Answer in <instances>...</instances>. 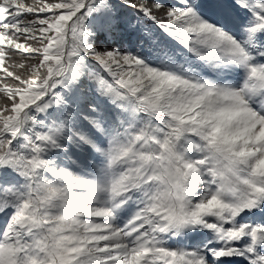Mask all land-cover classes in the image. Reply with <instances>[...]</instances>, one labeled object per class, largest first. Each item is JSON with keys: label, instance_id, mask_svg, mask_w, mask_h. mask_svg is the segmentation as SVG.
Segmentation results:
<instances>
[{"label": "snow or ice", "instance_id": "snow-or-ice-1", "mask_svg": "<svg viewBox=\"0 0 264 264\" xmlns=\"http://www.w3.org/2000/svg\"><path fill=\"white\" fill-rule=\"evenodd\" d=\"M0 213V264H264V0H0Z\"/></svg>", "mask_w": 264, "mask_h": 264}, {"label": "trees", "instance_id": "trees-1", "mask_svg": "<svg viewBox=\"0 0 264 264\" xmlns=\"http://www.w3.org/2000/svg\"><path fill=\"white\" fill-rule=\"evenodd\" d=\"M124 11H126L127 13H131V9H127V10H124ZM32 17L31 16H29V19H31ZM129 19H131V17H130V15H129V17H128ZM101 40H103L104 38L103 37H101L100 38ZM136 36H135V34H132V33H125V36H124V38L122 39V40H119L118 41V43H119V45L120 46H127V47H134L135 46V44H136ZM108 47H113L114 45H112L111 43H109L108 45H107Z\"/></svg>", "mask_w": 264, "mask_h": 264}, {"label": "rangeland", "instance_id": "rangeland-1", "mask_svg": "<svg viewBox=\"0 0 264 264\" xmlns=\"http://www.w3.org/2000/svg\"><path fill=\"white\" fill-rule=\"evenodd\" d=\"M4 214L0 213V227L3 226Z\"/></svg>", "mask_w": 264, "mask_h": 264}]
</instances>
